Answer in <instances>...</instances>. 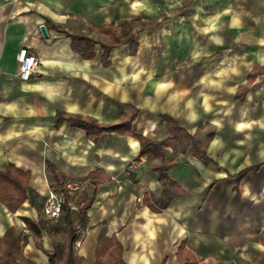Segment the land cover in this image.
<instances>
[{
	"label": "crops",
	"instance_id": "0c3cea01",
	"mask_svg": "<svg viewBox=\"0 0 264 264\" xmlns=\"http://www.w3.org/2000/svg\"><path fill=\"white\" fill-rule=\"evenodd\" d=\"M72 36L95 42L92 60L73 50ZM113 42L105 66L102 44ZM23 47L41 62L28 82L17 78ZM260 67L264 0H0V171L30 172L34 193L14 214L0 203V263L11 228L25 241L19 264H49L47 254L64 251L65 214L57 222L43 214L55 185L49 164L61 182L86 184L73 200L89 207L74 245L82 264H116L117 244L124 264H264ZM67 116L133 122L93 142L59 121ZM164 117L200 142L210 162L182 139L163 158L141 157L129 131L164 142ZM168 163L165 187L156 169ZM166 190L176 196L154 210Z\"/></svg>",
	"mask_w": 264,
	"mask_h": 264
},
{
	"label": "trees",
	"instance_id": "16d2710c",
	"mask_svg": "<svg viewBox=\"0 0 264 264\" xmlns=\"http://www.w3.org/2000/svg\"><path fill=\"white\" fill-rule=\"evenodd\" d=\"M71 38H72V48L75 52H77L83 58L88 60H92L94 58V54H93V47L95 44L94 41L78 36H72ZM121 38L117 43H124L123 41H121ZM114 45L115 42L110 44H102V47L105 51L102 61L105 66L109 65L108 62L109 51ZM135 46L136 45L133 44V47ZM253 74L254 75L264 74V67L255 68ZM164 119L171 124L170 137L164 142L155 143L145 137L134 135L129 131V134L137 138L140 142L141 157L150 158L152 156H155L157 158H163L164 157L163 149L166 147H173L174 143H176L179 139H182L192 142L195 150L196 158H198L199 160L203 161L206 164L210 162V160L206 156L205 149L203 148L200 142H198L194 137H192L187 132L182 130L173 119L168 117H164ZM59 121L68 122L73 127H78L82 129L93 142H98V140L104 133L116 132L122 134V132L119 131V128L122 126H130L131 123L133 122V119L123 117L121 122L116 126H101L92 119H88V118L84 119L80 116L60 117ZM47 166L55 174V178H54L55 185L53 186L52 190L61 191L63 193L64 185L67 182H61L56 175L57 172L54 169V167H52L49 164ZM172 167L173 164L168 163L165 166L156 169V171L160 173L161 180L164 182L165 187L166 185H168L167 184L168 182H166L167 178L164 172L171 169ZM251 170L252 169H246L244 172H242L237 176L236 188H238L241 180ZM30 176H31L30 172H24L18 168H15L13 165H9L6 171H0V203L5 205L7 209L13 214L16 213L23 206L25 202L30 200L34 194L29 187ZM88 182H93L95 184L94 176L91 175ZM175 196H176L175 194H172L168 192V190H166L164 199L158 202L156 205L152 206V208L157 211L166 209ZM64 198H65V202L63 205L62 213L65 214V218L67 221V226L64 231L65 234L64 251L62 254L59 251H54L52 254H47L46 252V254L48 255L49 264H82V258H80L75 253L74 245L76 239L80 235L79 229L85 231L87 228V222H88L87 211L89 207L87 206L82 208L80 205L75 204L77 209L76 211L78 212V217L77 220H74L72 218L73 210L69 206V202H71L74 199L70 198V196L65 192H64ZM25 222L30 229L40 231L37 225L34 224L32 221L25 220ZM41 222H45V221H41ZM4 243L6 245V249L4 252V260L0 264H19V262L17 261L16 253L22 247V245H24L25 241L22 242V240L16 235L15 230L11 228L5 234ZM105 245L108 246L109 244L105 243ZM39 248L42 249L40 245ZM116 250L118 254L114 258V263L124 264L121 258V246L117 244Z\"/></svg>",
	"mask_w": 264,
	"mask_h": 264
},
{
	"label": "built area",
	"instance_id": "2783aa9c",
	"mask_svg": "<svg viewBox=\"0 0 264 264\" xmlns=\"http://www.w3.org/2000/svg\"><path fill=\"white\" fill-rule=\"evenodd\" d=\"M5 4H15L19 0H1ZM17 61L19 64V70L17 73V78L21 82H28L32 79L33 75L36 74L41 66V62L38 57L29 52L26 47L20 49ZM85 183L79 181H69L64 185V192L74 199V197L85 188ZM64 192L61 191H51L46 203L43 208V214L46 218L52 221H58L62 212L63 205L65 202ZM69 206L72 210H77L74 201L69 202ZM24 234L27 233L25 229ZM83 230L79 229V234H82Z\"/></svg>",
	"mask_w": 264,
	"mask_h": 264
},
{
	"label": "water",
	"instance_id": "95a60500",
	"mask_svg": "<svg viewBox=\"0 0 264 264\" xmlns=\"http://www.w3.org/2000/svg\"><path fill=\"white\" fill-rule=\"evenodd\" d=\"M40 31H41L44 38H48V33H47L45 26H41Z\"/></svg>",
	"mask_w": 264,
	"mask_h": 264
},
{
	"label": "rangeland",
	"instance_id": "374dc122",
	"mask_svg": "<svg viewBox=\"0 0 264 264\" xmlns=\"http://www.w3.org/2000/svg\"><path fill=\"white\" fill-rule=\"evenodd\" d=\"M136 26H138V25H136ZM222 52H220V51H217V57H221V54ZM73 212H76V210H73ZM62 215V214H61ZM2 258L3 257H1V250H0V261L2 260Z\"/></svg>",
	"mask_w": 264,
	"mask_h": 264
}]
</instances>
